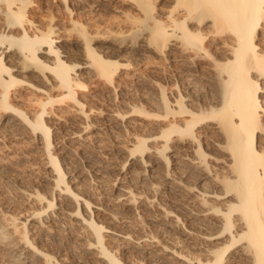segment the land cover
I'll use <instances>...</instances> for the list:
<instances>
[{
  "label": "bare ground",
  "instance_id": "1",
  "mask_svg": "<svg viewBox=\"0 0 264 264\" xmlns=\"http://www.w3.org/2000/svg\"><path fill=\"white\" fill-rule=\"evenodd\" d=\"M0 264H264V0H0Z\"/></svg>",
  "mask_w": 264,
  "mask_h": 264
},
{
  "label": "rangeland",
  "instance_id": "2",
  "mask_svg": "<svg viewBox=\"0 0 264 264\" xmlns=\"http://www.w3.org/2000/svg\"><path fill=\"white\" fill-rule=\"evenodd\" d=\"M62 148H63V147H61V146L59 147V149H62Z\"/></svg>",
  "mask_w": 264,
  "mask_h": 264
}]
</instances>
